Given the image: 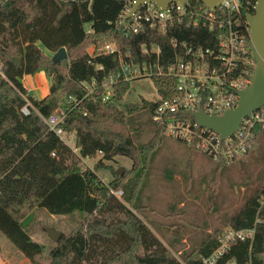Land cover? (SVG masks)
<instances>
[{
	"label": "trees",
	"instance_id": "trees-1",
	"mask_svg": "<svg viewBox=\"0 0 264 264\" xmlns=\"http://www.w3.org/2000/svg\"><path fill=\"white\" fill-rule=\"evenodd\" d=\"M240 3V26L250 43L246 15L254 12L256 0ZM190 4L205 8L201 0H190ZM123 8V0L0 1V231L34 264H42L36 256L43 253L44 245L32 238L24 219L37 207L54 214L81 211L89 217L86 226L83 222L71 234L61 236L51 250L49 264H182L150 226L111 193V188L124 186L117 171H113L117 178L110 183L97 174L106 167L105 160L117 155L130 157L135 169L140 164L139 152L149 154L156 148L166 134L163 125L153 119L154 137L140 148L135 145L127 116L144 110L153 118L160 101L142 99L120 109L116 102L130 88V81L123 80L114 84L112 98L104 100L105 82L111 72L121 68L119 56L91 54L89 50L92 45L114 41L124 54L130 50L133 58L144 61L149 56L143 53V45L156 44L162 49L161 62L168 66L183 52L182 45L174 46L175 39L195 47H215L222 30L201 23L197 27L177 24L161 32L144 25L139 32L125 36L116 23ZM63 46L69 58L55 63L52 53ZM249 56L254 58L251 51ZM42 69L52 82L50 92L39 99L22 79ZM249 70L253 72L254 67ZM152 79L161 98L176 95L175 77ZM86 81H95L92 92L85 87ZM60 93L66 97V116L60 125L75 132V147L44 119L57 109ZM25 105L29 114L22 111ZM259 137L264 153V134ZM97 153H102V158L94 170L80 166L81 157ZM125 196L132 202L130 195ZM263 198L264 183L227 220L228 225L240 229L253 226L259 215L262 222L253 242H235L216 264H227L231 257L240 264H264ZM221 232L209 234L184 262L194 264L209 255L218 246Z\"/></svg>",
	"mask_w": 264,
	"mask_h": 264
},
{
	"label": "rangeland",
	"instance_id": "rangeland-1",
	"mask_svg": "<svg viewBox=\"0 0 264 264\" xmlns=\"http://www.w3.org/2000/svg\"><path fill=\"white\" fill-rule=\"evenodd\" d=\"M47 76L48 81L44 77H23L22 81L39 98L49 91L52 78L50 80ZM65 98L63 93L56 97L58 107L55 113L65 110ZM159 98L153 79L143 77L132 80L128 92L116 104L126 110L127 103H139L142 99L157 101ZM127 120L137 147H143L154 137L155 122L149 112L137 111L127 116ZM74 134L66 132L63 138L72 147H75ZM259 144L258 133L254 146L246 155L230 163H219L199 150L193 151L185 142L165 134L151 153L139 152L140 164L135 169L130 157L117 155L112 160H105L106 167L97 174L108 183L117 175L122 177L124 186L118 190H123V195L116 196L184 262L185 256L209 234L217 230L223 232L229 216L264 183V153ZM101 158L102 153H97L95 157H81L80 166L94 170ZM119 168H124L121 175L118 174ZM113 171H117V175ZM125 195H130L132 202L126 200ZM86 216L81 211L54 214L43 207L29 213L24 223H28L32 238L44 245L43 253L37 255L36 260L42 264L51 261V250L57 242L50 238L48 229L69 235L81 223L87 225L89 217L86 219ZM0 264L34 262L0 231Z\"/></svg>",
	"mask_w": 264,
	"mask_h": 264
},
{
	"label": "built area",
	"instance_id": "built-area-1",
	"mask_svg": "<svg viewBox=\"0 0 264 264\" xmlns=\"http://www.w3.org/2000/svg\"><path fill=\"white\" fill-rule=\"evenodd\" d=\"M123 1L124 8L116 23L125 36L139 32L144 25L166 32L169 27L177 24L197 27L204 23L209 25L211 30L218 25L222 32L215 47H195L175 39L174 46L182 45L183 52L177 53L176 59L168 66L161 62L160 45L144 44L142 51L149 56L144 61L133 58L130 50L124 54L118 43L114 41L106 42L100 47L92 45L89 50L91 54H118L121 63V68L111 72L110 80L104 84V100L112 98L114 84L121 80L131 82L143 77L152 78L161 75L175 77L176 95L167 99L160 97L153 114V119L163 125L165 133L189 146H194L196 150L218 162L230 163L246 155L254 146L258 133L264 134V106L246 116L240 128L228 138H223L213 129L201 126L189 113L202 106L208 113L223 114L226 109L238 104L239 91L250 83L252 72L249 66L254 67L255 60L249 56L251 37L248 22L250 43L246 32L240 26V0H223L216 11L205 5V8L189 5L190 1L171 2L165 9L158 7L154 2H146L141 4L130 17L128 15L136 0ZM218 10L221 11L220 14H217ZM84 85L89 92H92L95 81H86ZM22 111L29 114V106L25 105ZM185 113L189 117L181 115ZM65 116L66 111L63 110L61 113L53 112L48 117H44L50 129L62 138L67 132L60 125ZM111 192L117 196L123 195V190L111 189ZM261 203L264 205V198ZM260 222L262 218L258 215L255 224L251 227L236 229L228 225L219 236L218 246L194 264H216L229 253L235 242L249 240L252 243ZM182 264L187 263L182 261ZM227 264L240 263L236 258L231 257L228 258Z\"/></svg>",
	"mask_w": 264,
	"mask_h": 264
},
{
	"label": "water",
	"instance_id": "water-1",
	"mask_svg": "<svg viewBox=\"0 0 264 264\" xmlns=\"http://www.w3.org/2000/svg\"><path fill=\"white\" fill-rule=\"evenodd\" d=\"M190 0H136L129 17L132 16L138 7L146 2H154L158 7L165 9L171 2L187 3ZM203 4L216 11L223 0H201ZM246 20L250 28L251 52L255 60L254 70L251 75L250 83L239 91L238 104L230 107L223 114H211L201 106L198 110L189 111L190 115L201 126L215 130L223 138L231 137L241 125L242 120L251 112L264 106V0H256L254 12L246 15ZM68 51L65 46L58 49L52 55L55 63L68 59ZM124 168L118 169L121 175ZM50 238L57 242L62 232L53 228L48 229Z\"/></svg>",
	"mask_w": 264,
	"mask_h": 264
},
{
	"label": "crops",
	"instance_id": "crops-1",
	"mask_svg": "<svg viewBox=\"0 0 264 264\" xmlns=\"http://www.w3.org/2000/svg\"><path fill=\"white\" fill-rule=\"evenodd\" d=\"M24 77H35V79H38L39 77H41V78H45V80H47L48 81V76H47V73H46V71L44 70V69H42L41 71H39V72H37L36 74H34V75H30V74H28V75H25ZM50 78V80H51V77H49ZM51 82V81H50ZM38 84L39 85H41V82L39 81L38 82ZM48 92L45 94V95H43V96H41V97H39V99H42L44 96H46L49 92H50V87H48ZM75 135V134H74ZM69 144V143H68ZM70 145V144H69Z\"/></svg>",
	"mask_w": 264,
	"mask_h": 264
}]
</instances>
